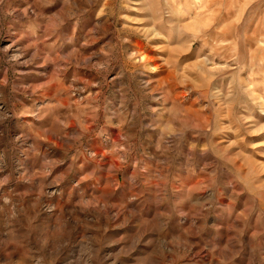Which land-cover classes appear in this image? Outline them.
<instances>
[{"label":"clouds","instance_id":"9594fccd","mask_svg":"<svg viewBox=\"0 0 264 264\" xmlns=\"http://www.w3.org/2000/svg\"><path fill=\"white\" fill-rule=\"evenodd\" d=\"M0 264H264V0H0Z\"/></svg>","mask_w":264,"mask_h":264}]
</instances>
